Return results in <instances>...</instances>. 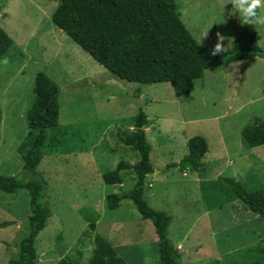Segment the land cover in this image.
I'll use <instances>...</instances> for the list:
<instances>
[{
  "label": "rangeland",
  "instance_id": "1",
  "mask_svg": "<svg viewBox=\"0 0 264 264\" xmlns=\"http://www.w3.org/2000/svg\"><path fill=\"white\" fill-rule=\"evenodd\" d=\"M174 2L186 30L209 51L217 33L226 50L245 33L243 18L230 0ZM54 3L14 0L10 14L0 18V28L13 42L0 58V175L21 176L16 148L27 133L25 112L34 98L36 72L56 84L58 124L67 127L58 137L60 146H43L33 175L44 183L42 200L49 209L47 224L34 240L35 264H56L63 257L86 264L93 233L113 245L126 264H159L150 222L128 200L114 210L106 208V195L132 188V173L121 171L118 186L101 181V174L119 160L130 165L137 160L135 152L116 140L117 133L132 129L134 101L147 116L144 131L153 167L145 177L143 197L171 217L168 239L179 253L178 264H251L260 259L264 223L237 200L206 211L199 182L227 176L250 191L264 188V145L244 149L239 136L244 126L264 120V58L206 70L191 93L176 98L168 83H127L104 70L51 23ZM46 9L48 20L40 18ZM257 13L264 15V9ZM251 25L264 50V24ZM138 86L139 98L134 99ZM195 136L207 147L201 170L180 171L175 164ZM27 202L26 191L0 192V224L7 223L0 226V264L14 257L26 232Z\"/></svg>",
  "mask_w": 264,
  "mask_h": 264
},
{
  "label": "trees",
  "instance_id": "2",
  "mask_svg": "<svg viewBox=\"0 0 264 264\" xmlns=\"http://www.w3.org/2000/svg\"><path fill=\"white\" fill-rule=\"evenodd\" d=\"M57 1L50 16L51 23L64 33L83 53L117 80L135 84L168 83L174 97L191 93L206 70L227 67L233 62L264 58V50L257 45L252 25L223 54L211 56L186 30L179 19L174 0H47ZM4 1L0 0V9ZM12 46V40L0 28V58ZM140 87L132 93L139 98ZM33 101L25 112L27 133L17 146L22 163L21 176L0 175V192L12 194L26 191L28 209L26 232L17 241V250L7 264H35L34 240L45 228L49 209L43 202L44 183L34 177L40 162L41 149L61 145L58 137L67 127L58 124V89L43 72L33 76ZM136 113L128 134H116L119 144L135 152L137 160L128 164L119 160L114 168L101 174L104 185L118 186L121 171H130L133 185L128 191L105 196L106 208L114 210L122 200L131 202L141 219L150 222L156 236L159 264H178L179 253L168 239L171 217L149 206L144 194L145 177L153 172L150 145L144 126L147 116L134 101ZM244 149L264 145V120H254L240 132ZM186 154L175 165L178 170L198 172L200 160L207 151L206 143L195 136L186 142ZM172 165V166H175ZM199 191L206 211L220 208L227 202L239 201L250 213L264 223V188L250 191L232 177L218 176L213 181H200ZM245 210V209H244ZM2 223L0 226H5ZM88 228L94 231V224ZM88 233L82 232L83 236ZM263 241V239L259 240ZM93 247L86 264H126L102 236L92 234ZM56 264H78L63 257ZM251 264H264L261 257Z\"/></svg>",
  "mask_w": 264,
  "mask_h": 264
},
{
  "label": "clouds",
  "instance_id": "3",
  "mask_svg": "<svg viewBox=\"0 0 264 264\" xmlns=\"http://www.w3.org/2000/svg\"><path fill=\"white\" fill-rule=\"evenodd\" d=\"M230 3L233 5V9L241 14L243 25L264 24V15H258L257 13L258 9H264V0H230ZM206 36L207 33H205L204 37ZM223 42L224 37L217 33V43L210 53L211 56L226 52ZM4 63H7L6 58ZM179 247L181 245L178 244L177 248Z\"/></svg>",
  "mask_w": 264,
  "mask_h": 264
},
{
  "label": "crops",
  "instance_id": "4",
  "mask_svg": "<svg viewBox=\"0 0 264 264\" xmlns=\"http://www.w3.org/2000/svg\"><path fill=\"white\" fill-rule=\"evenodd\" d=\"M14 0H5L4 1V5H3V7L0 9V18H2V19H4V17H6L7 16V14H10V10H9V7H10V5L12 4V2H13ZM24 1H28V0H24ZM16 3L17 4H22V0H16ZM57 6V4L56 3H54L53 5H52V7L49 9V11H51V9L53 8V10H54V8ZM48 12H47V9L44 11H42V14H41V17L40 18H43V19H46V20H48L47 18H44V16L45 17H47L46 16V14H47ZM51 14H52V12H51ZM51 14H50V16H51ZM5 33V32H4ZM7 35V34H6ZM13 43V42H12ZM1 113V112H0ZM257 218V217H256ZM258 219V218H257ZM259 220V219H258ZM262 228H264L263 226H262ZM133 243L132 244H134V240L132 241ZM136 243V242H135ZM113 246V245H112Z\"/></svg>",
  "mask_w": 264,
  "mask_h": 264
}]
</instances>
